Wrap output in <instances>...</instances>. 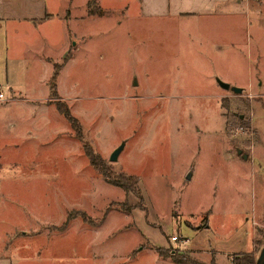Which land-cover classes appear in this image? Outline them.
<instances>
[{"label":"rangeland","instance_id":"1","mask_svg":"<svg viewBox=\"0 0 264 264\" xmlns=\"http://www.w3.org/2000/svg\"><path fill=\"white\" fill-rule=\"evenodd\" d=\"M131 12L88 18L84 10L71 27L76 39L71 34L56 100L40 85L42 69L25 78L47 93V149L33 162L0 153V220L6 233L18 231L9 235L19 247L14 264H175L173 255L232 264L242 254L255 264L264 248V24L251 18L220 35L203 21H143ZM239 38L232 54L228 45ZM47 54L48 83L66 54ZM58 103L111 178L138 179L139 196L89 165Z\"/></svg>","mask_w":264,"mask_h":264},{"label":"crops","instance_id":"2","mask_svg":"<svg viewBox=\"0 0 264 264\" xmlns=\"http://www.w3.org/2000/svg\"><path fill=\"white\" fill-rule=\"evenodd\" d=\"M90 1L101 11L127 14L134 10L143 21H203V25L213 24L220 35L237 31L239 24L250 25L251 18L255 26L264 24V4L251 6L241 0H0V85L5 97L0 102V153L34 158L32 162L45 155L47 93L31 89L25 78L35 68L42 69L44 81L40 85H47V63L54 62L47 47L59 49V58L68 52L72 47L71 34L76 39L71 27L80 26L85 9V16L90 18L87 9ZM242 10L247 13L243 15ZM77 13L80 15L75 18ZM206 34L203 29L204 45L208 43ZM231 41L228 47L233 54L234 45L240 46L242 39ZM3 206L0 201V209ZM3 223L0 220L4 233L0 239V264H14L19 247L11 244V234L4 231ZM9 227L13 230V223ZM17 232L13 231L11 236Z\"/></svg>","mask_w":264,"mask_h":264},{"label":"trees","instance_id":"3","mask_svg":"<svg viewBox=\"0 0 264 264\" xmlns=\"http://www.w3.org/2000/svg\"><path fill=\"white\" fill-rule=\"evenodd\" d=\"M88 15L89 16H96L101 12V10L96 6L94 1H90L87 3ZM70 59V53H67L65 57L62 58V61L59 65L55 64L52 66V73L48 80V87H49V97L51 99H57V90H56V81L59 76L61 68L68 62ZM56 112L62 116L65 122L69 125L71 131L73 132V136L77 138L79 142L82 144V149L84 155L86 156L89 165L101 176V178L106 181L107 183L119 187L126 192H131L136 196H139V188H138V179L136 177L127 176L124 174H117L113 178L106 167L103 166V163L100 157L93 152V150L88 147L86 143L83 141L82 137V127L78 120L71 114L70 109L65 103H58L54 104ZM238 119L241 121L244 118ZM83 142V143H82ZM79 216L83 221L87 220L85 214L79 213ZM69 220V219H68ZM264 249V248H263ZM161 258H165L164 253L158 249L156 251ZM170 259L175 264H205L197 262L196 260L189 258L188 256L181 255L180 257L171 256ZM232 264H254L253 258L250 255L242 254L238 257H234L231 261ZM209 264H215L214 260H211Z\"/></svg>","mask_w":264,"mask_h":264},{"label":"water","instance_id":"4","mask_svg":"<svg viewBox=\"0 0 264 264\" xmlns=\"http://www.w3.org/2000/svg\"><path fill=\"white\" fill-rule=\"evenodd\" d=\"M219 83V86L224 89V90H229L230 87L228 84H225V83H221V82H218ZM232 91L234 94H240L241 93V90L240 89H237V88H232ZM240 118H242V116H240ZM123 148V144H121L118 148H116L112 154L110 155L109 157V161L110 162H114L116 159H117V156L118 154L120 153V151L122 150ZM238 155L241 154V151H238L237 152ZM247 159V156L246 155H243L242 156V160H246ZM255 264H264V249H262L260 251V254L256 260V263Z\"/></svg>","mask_w":264,"mask_h":264},{"label":"built area","instance_id":"5","mask_svg":"<svg viewBox=\"0 0 264 264\" xmlns=\"http://www.w3.org/2000/svg\"><path fill=\"white\" fill-rule=\"evenodd\" d=\"M245 1H250V0H245ZM4 101H5V97L3 94V87L0 86V102H4ZM171 242L176 243V244L178 243V244L185 245L187 243V240L184 238H181L180 236L179 237L173 236L171 237Z\"/></svg>","mask_w":264,"mask_h":264}]
</instances>
